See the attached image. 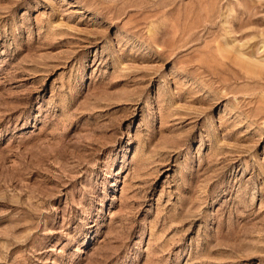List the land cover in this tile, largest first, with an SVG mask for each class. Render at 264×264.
<instances>
[{"label":"rangeland","instance_id":"374dc122","mask_svg":"<svg viewBox=\"0 0 264 264\" xmlns=\"http://www.w3.org/2000/svg\"><path fill=\"white\" fill-rule=\"evenodd\" d=\"M0 264H264V0H0Z\"/></svg>","mask_w":264,"mask_h":264}]
</instances>
